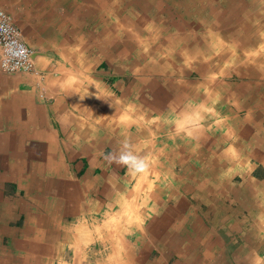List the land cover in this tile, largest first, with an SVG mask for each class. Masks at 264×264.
<instances>
[{
    "label": "crops",
    "instance_id": "obj_1",
    "mask_svg": "<svg viewBox=\"0 0 264 264\" xmlns=\"http://www.w3.org/2000/svg\"><path fill=\"white\" fill-rule=\"evenodd\" d=\"M69 2H74V8L68 6ZM90 3L92 5L95 3V8L100 9V14L102 9H105L104 0H91ZM91 4H88L89 8L84 5V10L79 11L76 0H0V7L5 8L13 15L22 30L24 41L33 50L36 67V71L31 73L3 71L1 67L2 48L0 47V185L3 188L6 187L5 192L2 190L3 188L0 189V248L1 245L3 246L0 252V264H56V260L63 250H68L69 254V260L65 264H100L99 260L91 259L92 257H83V259L75 256L77 249L83 248L81 247L82 242H77L74 238L69 240V237H57L56 232L58 230L66 233L73 232L75 224L83 221L86 217L88 226H90H87L85 230L89 245L90 236H94L98 232L105 233L107 224H105V220L117 218L118 215L120 216V210L126 208V206L124 208L123 205L121 206L123 198L121 199L119 194L116 195L114 192L112 196H105L102 199L100 195H93L86 199L90 204H88L85 215L66 218L67 213H64L61 208V199L57 200L54 196L46 198V194L42 193V196L39 192L45 190L35 186L43 184L42 177L45 178V174L53 176V172H49L53 167L50 162L57 160L59 163L63 151L70 149L75 152L80 149L81 145L77 143L79 138L88 140L91 138V142L95 137L96 141L100 139L101 149L103 148L102 151L106 152L112 139L109 133L117 135L110 130L111 124L105 127V98L103 95L109 87L105 85V48L102 47L100 54L96 53L98 55L94 57L95 42L105 41L104 34L100 33V30L104 31L105 29L98 21L101 18H99L100 14L97 15V19L94 17L92 19L95 10ZM64 6H66L65 10H63ZM254 14L243 16L240 19L239 24H245L243 33H239L238 28L235 29L237 25V23L235 25V18L231 19L232 22L230 20L229 23V25L232 24L234 30L220 31L222 39L219 41H228V48L232 51L231 57L235 58V60H231L229 66L224 68V71L216 66H209V63H205V61L199 62V66L197 64L186 66L184 63L180 68H177L175 67L177 65H174L176 62L173 57L177 58L178 55L172 52L168 73H172L174 76L171 80L165 79L158 83L161 86L172 84L173 88L176 87L177 93L180 92V95L175 98L172 96L171 108L165 109L167 120L154 122V124L161 123L160 129L155 130L153 126V134H149V139L148 135L145 136L143 144L150 141L148 146L145 144L143 148L139 139L140 151L147 152L143 160H141V156L136 163L130 160H124V162L113 159L117 163V167L125 171L117 179L112 178L113 181L110 182L116 183L113 190L117 188L119 193L125 195V192H122L125 191V188H119V185L122 183L136 185L137 179H126L127 182H120V179L126 175H135L139 166L148 171V173L143 171L144 174H147L148 180L146 181L151 182L152 180L153 183H156L157 180L153 178L152 172L160 175V171H162L160 169H172L169 173L171 179L168 177L171 184H173V178L176 175L174 172L181 168H207V177L209 175L210 178L208 181H189V184L192 183L196 188L192 194L190 193V196H187L189 193L184 188L177 190L176 193L174 192L175 194L167 195L166 202H172L170 204L179 202V204H175L176 208L173 207L170 212L156 209L157 206L162 207L165 202V197L157 198L149 219V222H152L150 225L146 219L139 220L137 215L133 216L135 230L133 232H139L142 236L138 237L134 234L131 243L125 240V230L117 227L120 225L121 219L110 223L108 229L106 228L107 231L113 232L112 224L117 223L116 231L121 232L124 243H121L123 246H117L118 249L121 248L118 254L121 258L119 257L118 263L109 262L107 264H171L169 257L176 253L184 259L186 264H230L226 262L227 246L221 247L219 235L221 230L216 223L214 225L213 223L212 225L206 224L205 218L208 215L219 217L220 212H217L216 202L220 199L216 198V195H219L221 191L215 192V190L217 191L216 186H220L222 189V186L226 185L225 190L221 193L225 197L231 194L229 185H236L231 181L228 184L227 180V184L222 183L220 169H241L243 167V169L260 168L264 170V14L262 11L254 12ZM201 22L205 23V20L202 19ZM215 22L214 24H218ZM219 22L220 25L226 23L224 20ZM91 24L94 25L91 26ZM225 27L221 26L226 30ZM197 38L196 48L198 50L201 48L198 53L204 56L206 53L203 49L210 45L207 41L209 39L199 36ZM212 39L213 41L218 40L215 37ZM181 56L185 57L183 51H181ZM221 73L225 75L224 81L217 77ZM178 74H182L180 78H178ZM192 75L194 80L190 79ZM207 76H216L217 78L206 83L207 81L202 77L206 79ZM164 82L167 83L164 84ZM91 84L101 87L103 95L96 94L94 89L90 88ZM67 86L70 88L68 89ZM207 88L214 90L213 93L207 92ZM207 103L213 106L214 114L226 115L231 120L228 134H221L214 130L208 133L205 116L207 114L205 104ZM132 104L136 107V104L133 102ZM116 111V114H119V109ZM118 117L117 115L118 120L125 118L124 116ZM88 119L92 121L90 124L86 122ZM93 120H96L98 124H95ZM136 121V118H130V122L135 123ZM166 124L168 125L167 129L163 128ZM139 126L142 128V124ZM105 130L109 131L106 136ZM135 132L133 135L138 134L136 130ZM118 135L123 139L121 145L113 149L112 153L124 150V147L129 154L137 153L136 144L138 142L135 141V145H132L131 142L134 140L130 139L131 136H126V132H121ZM125 142L128 146H125ZM91 148L86 146L85 149L91 150ZM222 153L229 154V157L225 154L222 158ZM74 161V166L65 164L69 166V169L75 167V170H78L77 160ZM98 161L90 163L92 174L95 169L109 167L106 163L109 162L108 158L105 159V162L98 163ZM251 163H255V165ZM58 165L56 164L59 168ZM134 168L136 171L131 173L130 170H134ZM212 168H217L220 172L217 179L215 176L218 172L211 170ZM60 173L59 171L56 177ZM245 174L249 178V183H247L248 186L243 187L244 195L249 193L250 196L252 188L256 189L255 186H260L261 181L260 178L249 176V173ZM62 175L63 183H67L68 180L65 179L71 178L63 173ZM102 175L104 174L102 173ZM56 177H52L53 179L49 182L54 185L58 184L59 180L56 181ZM226 177L225 174L224 178ZM118 181L120 184H117ZM167 182L169 183V180ZM32 183L36 184L32 185ZM95 185H99V183L96 182ZM36 190L38 194L35 193ZM182 190L183 192H181ZM186 196L200 203L183 206L182 203L185 202ZM250 198L254 200L255 196L251 194ZM124 199L127 200L125 197ZM138 199L140 200V196ZM249 199L247 198L248 202ZM258 199H261L260 202L263 201L264 204V198ZM243 202L245 203L244 199L238 209L246 210L247 208L246 216L251 214L254 218L257 217L258 215H255L257 212L253 210L254 207L248 208V204L245 206ZM202 203L207 205L204 210ZM59 207L58 212L57 208ZM97 207L100 209L97 210ZM212 210L215 211L211 212ZM259 210L261 211H258L259 214L264 212V208ZM74 214L76 212L70 215ZM47 217V221L49 220L52 226L48 229L49 232L45 230L47 223L44 220ZM164 217L165 219H163ZM155 222L157 223L156 229L153 228ZM99 223L102 224L101 229L97 227ZM121 227L123 228V225ZM230 231L237 233L238 227L234 225L230 227ZM180 233H184L182 238H180ZM261 238L254 237L251 246L255 247ZM3 242L12 244L11 246L15 249L13 256L9 257L4 253ZM117 247L115 250H118ZM73 248H77L75 252H73ZM85 248H90V246H85ZM142 248L157 249L158 255L149 256V252H144ZM249 258L251 264H256L259 260L255 255H251ZM106 259L108 258L105 257V261ZM110 261L112 260L110 259Z\"/></svg>",
    "mask_w": 264,
    "mask_h": 264
},
{
    "label": "rangeland",
    "instance_id": "obj_2",
    "mask_svg": "<svg viewBox=\"0 0 264 264\" xmlns=\"http://www.w3.org/2000/svg\"><path fill=\"white\" fill-rule=\"evenodd\" d=\"M76 1L78 2L79 11L84 10L83 7H85V6H88V8H89L88 4H91L90 3L91 0H76ZM128 2H133V5H131L132 8H131V6H129L130 8L128 6H121V5H123V2L121 1V4H119L120 0H105V2H104L105 3V9H102V13L100 14L101 18L99 17L100 18L99 23L101 24V27H104V29H105L104 31L100 30V33L104 34L105 41L104 42H100V41L95 42L94 57H96L98 55L96 53L100 54L102 47L105 48V76H106L105 81L107 82V83L105 82V85L106 86L108 85L109 87L107 88V91L105 90L104 95L102 94L101 87L94 86V84H91L90 88L94 89V92L96 94L99 93L100 95H103V97L105 98V105L108 103L113 104L114 105L113 110L119 109L120 114L122 112L126 113V111H130L129 115H132L133 112H136L135 107L131 101L124 102L125 99H123L121 90L115 85V82L119 81L121 83H123V82L128 83V82H130V80L132 78L137 79L140 77H144V78H146L147 82H145V84L142 83V86L147 87V89H149V88L152 89V87H151L152 85L150 84V82H151V80H154L155 77H162L164 79L171 80V78L174 75L172 73L155 74V73H151V72L150 73L149 72L139 73L141 75H139V74L134 75L135 73L133 74L130 70L121 69L120 66H122V67L127 66V64H124L125 58L121 57L119 52L111 53V51H109L108 54H106V52H107V50H109V48H107V47H110V45H113L114 42H115L116 46L119 45L118 41H114V39H118L119 37L122 36V34H121V36H118V37H108L109 36L108 35L109 28L113 32L121 31V33H124V31H125L126 33H124V34L128 37V38L126 37V39L131 41V42L133 41L132 39H134L136 42L138 41V43L140 40H144L148 44L147 50H144L142 47H140V50L139 49L137 50V54H140V56H142V57H154L157 54V57H159V58H163L165 60L166 59L171 60L170 55L172 54V52H175V54H177L178 57L177 58L173 57V58L176 62V63H174V65H177V66H175L177 68H180L184 63L186 64V66L188 64L191 66L192 64H199V62L205 61V63H207V62L209 63V66L213 65V66L218 67V69L220 68L221 71H224V68L229 66L231 63V60H235V58L231 57L232 51L228 48V44H229L228 41L227 40L219 41L220 39H222V36H221L222 34L220 33V31L221 32H227V31L229 32L230 30H234V27L232 26V24L229 25V23H230L231 19L235 18L236 19L235 25L237 23V25L235 26V29L238 28L239 29L238 32L243 33L245 31V24H239V22H241L240 19L243 18V16L247 17V15L248 16L255 15L254 12H257V11H262L264 14V0H204V1L203 0H197V1L196 0H183V1L182 0H180V1L179 0H166V1L165 0H161V1L160 0L159 1L158 0H128ZM73 3L74 2H69L68 6L69 7L71 6V8H73L74 7ZM166 3L168 5H166ZM101 4H102V2H101ZM157 4H158V6H157ZM216 6H217V8H216ZM65 7L66 6L63 7V10H65L64 9ZM92 7H93V10H95V12H96V13L94 12V14H92V18L94 17L95 19H97V15H99L100 12L98 9H95V3H94V5H92ZM162 7H165V8H162ZM138 10H139V12H138ZM174 11H176V12H174ZM189 12H191V13H189ZM170 15L173 17H171ZM186 15H187V17H186ZM167 17H169V18H167ZM221 17H223V18L220 19ZM119 18H120V20H119ZM185 18H186V20H185ZM202 19L205 20V23L201 22ZM220 20L221 21L224 20L226 23L220 25V22H219ZM214 21H216L218 24H214ZM113 22H115V23H113ZM231 22H232V20H231ZM173 23H174V27H173ZM221 26H226L225 27L226 30L221 28ZM112 27H114V28H112ZM180 33H182V34H180ZM198 36L199 37H206L207 39H209L207 41L210 43V45H208L205 49H203V51H205V53H206V55H204V56L199 55L198 52H200V51L196 48V45L198 42L196 40V37H198ZM145 37H146V39H144ZM214 37L218 40L213 41L212 38H214ZM176 38H178V39H176ZM182 38H183V40H182ZM167 42H168V44H166ZM170 43L172 46L170 45ZM161 44H163L162 47H161ZM181 51H183V53H185V57H183V58L181 56ZM118 55H119V57H118ZM185 58H187V59H185ZM111 67L113 68V70ZM94 75L99 76L98 74H94ZM178 75H179L178 78H180L182 74H178ZM207 75H209V74H207ZM175 77L177 78V76H175ZM217 77H218V79H221L223 81H224V79H226V78H224L225 77L224 73L218 74ZM217 77L216 76H207L206 79L204 77H202V79L207 81L206 83H208V81L215 80V78H217ZM150 78H152V79L150 80ZM135 79H134V82H138V80H135ZM190 79L194 80L195 78L192 75ZM138 85L139 84H136L135 87H137ZM206 91L207 92H209V91L213 92V90H211L210 88L209 89L207 88ZM124 103L126 105H130V106H126V105H124ZM212 107L213 106L209 103L205 104V109H206V113H207V114H205V116L207 118L206 126H207V129L209 130L208 133L211 132V130H214V131H217L221 134H228L231 120H229L226 117V115L214 114L212 112L213 111ZM95 109H96V107L94 108V110ZM110 111L108 112L109 114H110ZM224 112L226 113L225 109H224ZM109 114H107L108 117H110ZM126 115H127V113H126ZM211 116H213L215 118H212ZM135 118L137 119V121L141 122L142 127L145 129V131H147L146 134L149 135V134H153L151 132H153L152 128H153L154 122H156L158 120H165L166 118H168V116H166V113L164 112V114L163 113H155V114L147 115V117H146V115H142V116L138 115ZM184 119H185V117H184ZM212 120H213V122H211ZM90 121L91 120H89V119L86 120V122H88L89 124L92 122V121L91 122ZM93 121L95 124H98L96 122V120H93ZM150 126H152V128H150ZM108 133H109V131L105 130V136L108 135ZM110 134L112 136L111 137L112 139H111V142H109V144L107 146L108 149L107 150L105 149L106 150L105 157H106V159L107 158L109 159V162H106V163H107V165L108 164H110V165L108 168H105V169H95L93 171V174L95 175V174H102L103 173L105 176V179L106 178L117 179V177L120 176L122 173H124L125 170L117 167L118 166L117 163L115 161H113V159H112L111 151L113 149H116L117 147H119L121 145V140L123 138L120 137L119 135H114L112 133H109V135ZM83 136H85V134H83ZM119 140H120V142H119ZM72 151L73 150L66 149L65 151H63L61 153V157L64 159L63 160L64 163H67L68 165L74 166L73 163H75V161L72 158H70V156H69V153H71ZM225 154L226 153H222L221 157L224 158ZM226 155H228V157H229V154H226ZM67 164H65V165H67ZM251 164L255 165V163H251ZM78 166L79 167L82 166V163L81 162L78 163ZM66 168L69 169V166H66ZM80 168H78V169H80ZM74 169H75V167H74ZM72 170H73V168H72ZM171 170L172 169H162V171H160V175L162 173V176H159V177L154 176L153 178L155 180H160L163 177L168 178L169 173H171ZM216 170H217V172L219 171L218 169H216ZM236 170H239V169H235V168L220 169V171H222V174L227 175L226 178H224V177H222V178L227 180L228 184L231 181L232 184L235 183L236 185H229V188H231V190H230L231 194L229 196L226 195L224 197L218 191L219 195H216L217 196L216 198L220 199V201L217 200L216 203L218 206L217 212L218 213L220 212L219 217H217L215 215H213V216L208 215L205 218V221H206V224H209V225H212V223L214 225V223H216L218 225V228L221 230V232L219 234L220 235V241H221V247L227 246L226 248L228 250V254L226 255L227 256L226 262H228L230 264H251L249 257L251 255H255V257L257 256L259 258V260L257 261L256 264H264V246L258 245V244L255 247H254V245L251 246L252 239L254 237H262L261 239L264 238V212L262 211L263 213L259 214V212H258V211H260L259 209H253L255 212H257V214H255V213L254 214L256 216L258 215L257 217L254 218L253 216H251V214L249 216L245 215V212H247V210H248L247 208H246V210H240V209L238 210V207L241 206L240 204L242 203L243 199L245 200V203H244L245 206H247V204H248V208L250 206H253L252 203L250 202L253 200V199L251 200V198H250L251 194H253L255 197H258V198H264V185L256 186L255 187L256 189H253V188H252V190L250 189L251 190L250 196H249V193L248 194L245 193L246 194V196H245L243 187L248 186L247 183H249V178H247L248 176L247 177L239 176L240 174H238ZM245 171L250 174L249 176H255V177H257V179L262 178L264 176V170H262L260 168L255 169V170L254 169H245ZM83 172H85V170H83V171L78 170L75 173H77V176H83V174H84ZM145 172L148 173V171H146V170H145ZM219 175H220V172L217 173L215 178L217 179ZM44 176H45V178L42 177L43 178V181H42L43 184L32 183V185L36 184L35 186H39L38 188L41 190H45V188L50 187L51 191H53V192L59 191V184L54 185L51 182L49 183V181H47V180L51 181L53 179L49 174L48 175L45 174ZM62 176L63 175L61 172L60 175L55 178L56 181H57V179L59 181H63ZM145 177L146 176H144V178ZM169 178L171 179V177H169ZM245 178H247L248 181H244ZM170 179H169V183L171 184ZM146 180H148V179H146ZM150 180H151V178H150ZM151 182H152V180H151ZM146 183H147L146 184L147 188H150L151 186H153L152 188H154L160 182L156 181V183L153 184V183L146 181ZM238 184H241L240 187ZM134 185L135 184H127L126 190H125V195L119 193L118 190H117V192H114V194H116V195L119 194V197H121V199L123 198L121 200V206L123 205V208L126 205H131L135 208V210H134V208L129 209L126 206V208H124L123 210H120V216L118 215L117 218L114 217L113 220L110 219L111 221L110 220L107 221V219H106L105 224L106 223L107 224L105 226V233L104 232L103 233L98 232V233L94 234V236H90L89 245L87 242L88 236L85 232L86 227L89 224L86 217H84L83 221L75 224L76 227H75V230L73 232H67L66 233V232H63L61 230H58V232H56V236L57 237L64 236V238L69 237V240L74 238V240H77V242H80V243L82 242L81 247H83V248H78V247H77L78 249L73 248V252H75V250L77 249V254H75V256H78L80 258L92 257L91 259H94L97 261L99 260L100 264L102 262H104L103 264H105V263L107 264L109 262H113V263L117 262L118 263V261L121 258V256L118 255L119 251H121V248L118 249L117 246H123V244H121V243H124V241L122 240L121 232L116 231V224L117 223L115 225L112 224L114 227L109 226L112 228L113 232L107 231L108 225H110V223H114L115 220L117 221V219H121V222L119 223L120 225L119 226L117 225V227L121 230L126 229L125 234H124L125 240H126V242L131 243L133 240L134 234L138 237H140L142 235L139 232L134 233L133 232L134 230L132 228H130L131 223L133 222L132 221L133 216L130 215V217H128V215L134 214L135 216L137 215L139 220L140 219L141 220L146 219L147 222H149V219H150L151 214H152V211L148 210L147 208L145 209V211L142 210V208H144V206H146L148 204V200L150 197V195L148 193L147 194L142 193L140 195V200L138 199L136 202L138 205L129 202V200L126 198L127 194L132 193L134 191L133 187H137V186H140L142 184L137 183L135 186ZM222 185H225V184H222ZM225 186H222V189H220L221 192H223L225 190ZM234 186H236V188ZM2 188H3V186L0 185V189H2ZM5 188L2 189V190H4V192L6 191ZM97 189H98V185L94 184L93 185V190H94L93 192L94 193L91 195V197L93 195L98 196V194L96 193ZM120 191H121V189H120ZM142 191H144V190H142ZM181 192H183V190ZM35 193L37 194V190L35 191ZM42 193L45 194V192L41 191L40 194L42 195ZM55 196L59 197L56 199L62 200V201L60 200L62 205H63V202L66 204L68 201L67 199L66 200L62 199L61 194L59 192L55 193ZM187 196H190V193ZM124 197L127 199L126 201L124 200ZM132 197H133V195L129 196L128 198H132ZM138 197L139 196L137 195V198ZM164 197H165V200H167L166 199L167 196H164ZM100 198L102 199V197H100ZM247 198L248 199L250 198L249 202H248ZM150 199H151V197H150ZM185 199H186L185 202L182 203V204H184L183 206L192 205L193 203H197V204L200 203L199 201H198L199 202L198 203L197 201H194L193 199H189V197H187ZM178 200H180V199H178ZM161 202H162V200H161ZM82 203H84L83 205L87 204V202H85V201H83ZM170 203H172V202H169V201L166 202L165 201V202H163L162 207L160 206L161 208L159 206H157L156 209L167 210V212L168 211L170 212V211H172L173 207L176 208L175 204H177V203L179 204L178 201L176 203L174 202V204H170ZM211 203H212V201H211ZM153 206H154V204L152 203V205L150 207H153ZM202 206H203V208H202L203 210H204V208H207V205H205V203H202ZM87 208H88L87 205L85 206V208H84V206H83V208H81L79 206L78 211L76 210L77 213L74 215H70L69 212L67 213L66 211H64L65 209H67L65 206H64L63 211H64V213H67L66 214L67 216H65L66 218L73 217V216L78 217L81 215H85V211L87 210ZM80 209H83V211H81ZM99 209H100V207H97V210H99ZM156 209H154V211H157ZM213 211H215V210H212L211 212H213ZM147 216H148V218H147ZM154 219H155V217H154ZM65 220H68V219H65ZM124 223H126L127 225L122 228L121 226ZM60 224H63V223H60ZM150 224H152V222H149V225ZM101 225L102 224L99 223V224H97V227L99 229H101ZM234 225H236L238 227V232L237 233L235 232L236 236H235L234 232L231 233V231H230V227H232ZM88 227H90V226H88ZM179 235H180V238H182L184 233L183 234L180 233ZM185 235H187V234L185 233ZM216 235H217V233H216ZM121 240H122V242H121ZM235 242H237V243H235ZM3 244L5 246L4 247V253H6L9 257L13 256L14 255L13 252L15 251V249L13 246H11L12 244H10L8 242H6V243L3 242ZM230 244L232 247L230 246ZM85 246L86 247L90 246V248H85ZM151 246H153V245H151ZM2 247L3 246L1 245L0 252L2 251ZM115 247H117L118 250H115ZM139 248L141 249L140 246H139ZM143 250H144V252H149V256L154 257V256L158 255L157 249L145 248ZM54 257H55V255H54ZM105 257L108 258V259H106V261H105ZM110 259L112 261H110ZM68 260H69L68 250H63L60 257L57 258L56 264H65L66 262H68ZM169 261L171 264H186V263H184V259H182V257L179 256L177 253L175 255L169 257Z\"/></svg>",
    "mask_w": 264,
    "mask_h": 264
},
{
    "label": "bare ground",
    "instance_id": "obj_3",
    "mask_svg": "<svg viewBox=\"0 0 264 264\" xmlns=\"http://www.w3.org/2000/svg\"><path fill=\"white\" fill-rule=\"evenodd\" d=\"M60 1V0H59ZM121 1L123 2V5L121 6H131L133 5V2H128V0H120V3L121 4ZM159 1V0H158ZM161 1V0H160ZM166 1V0H165ZM180 1V0H179ZM183 1V0H182ZM197 1V0H196ZM204 1V0H203ZM105 2V0H104ZM163 2V1H162ZM45 3V1H44ZM137 3V2H136ZM141 3V2H140ZM159 3V2H158ZM195 3V2H194ZM77 4V3H76ZM160 4V3H159ZM201 4V3H200ZM166 5H168L166 3ZM177 5V4H176ZM62 6V5H61ZM154 6V5H153ZM156 6V5H155ZM158 6V4H157ZM171 6V5H170ZM229 6V5H228ZM105 7V6H104ZM166 7V6H165ZM165 7H162V8H165ZM169 7V6H168ZM231 7V6H230ZM233 7V6H232ZM68 8V7H67ZM66 8V10H67ZM74 8V7H73ZM99 8V7H98ZM123 8V7H122ZM130 8V7H129ZM132 8V6H131ZM152 8V7H151ZM150 8V9H151ZM173 8V7H172ZM184 8V7H183ZM201 8V7H200ZM217 8V6H216ZM236 8V7H235ZM65 9V8H64ZM96 9V8H95ZM104 9V8H103ZM118 9V8H117ZM141 9V8H140ZM181 9V8H180ZM188 9V8H187ZM195 9V8H194ZM202 9V8H201ZM211 9V8H210ZM219 9V8H218ZM100 10V9H99ZM114 10V9H113ZM123 10V9H122ZM132 10V9H131ZM130 10V11H131ZM168 10V9H167ZM176 10V9H175ZM209 10V9H208ZM71 11V9L69 10V12ZM129 11V10H128ZM141 11V10H140ZM149 11V10H148ZM147 11V12H148ZM67 12V11H66ZM95 12V11H94ZM93 12V13H94ZM122 12V11H121ZM139 12V10H138ZM176 12V11H174ZM194 12V11H193ZM236 12V11H235ZM91 13V12H90ZM191 13V12H189ZM100 14V13H99ZM148 14V13H147ZM164 14V13H163ZM170 14V13H169ZM179 14V13H178ZM181 14V13H180ZM236 14V13H235ZM234 14V15H235ZM130 15V14H129ZM162 15V14H161ZM183 15V14H182ZM62 16V15H61ZM89 16V15H88ZM165 16V15H164ZM171 16V15H170ZM180 16V15H179ZM192 16V15H191ZM101 17V16H99ZM104 17V16H103ZM173 17V16H171ZM183 17V16H182ZM187 17V15H186ZM136 18V17H135ZM166 18V17H165ZM164 18V19H165ZM169 18V17H167ZM89 19V18H88ZM93 19V18H92ZM143 19V18H142ZM181 19V18H180ZM86 20V19H85ZM114 20V19H113ZM118 20V19H117ZM120 20V18H119ZM138 20V19H137ZM183 20V19H182ZM186 20V18H185ZM91 21V20H90ZM99 21V20H98ZM110 21V20H109ZM115 21V20H114ZM123 21V20H122ZM180 21V20H179ZM88 22V21H87ZM111 22V21H110ZM109 22V23H110ZM139 22V21H138ZM172 22V21H171ZM197 22V21H196ZM103 23V22H102ZM115 23V22H113ZM121 23V22H120ZM141 23V22H140ZM143 23V22H142ZM193 23V22H192ZM213 23V22H212ZM96 24V23H95ZM157 24V23H156ZM163 24V23H162ZM202 24V23H201ZM85 26V24H83ZM94 25V24H93ZM91 24V26H93ZM149 25V24H148ZM96 26V25H95ZM115 26V25H114ZM194 26V25H193ZM173 27H174V23H173ZM178 27V26H177ZM199 27V26H198ZM91 28V27H90ZM94 28V27H93ZM99 28V27H98ZM114 28V27H112ZM152 28V27H151ZM72 29V28H71ZM92 29V28H91ZM97 29V28H96ZM184 29V28H183ZM196 29V28H195ZM100 30V29H99ZM98 30V31H99ZM113 30V29H112ZM218 30V29H217ZM83 31V30H82ZM96 31V32H98ZM103 31V30H102ZM115 31V30H114ZM209 31V30H208ZM220 31V30H219ZM71 32V30H70ZM147 32V31H146ZM124 33H126L124 31ZM124 33H121V31H118V32H113L111 31V29L109 28L108 30V37H118V36H122L119 37L118 39H114V41H118L119 45H115V42L113 43V45H110V47H107L109 48V50H107L106 54H108L109 51H111V53L113 52H119L121 57H124L125 58V62L124 64H127V66H120L121 69H125V70H130L134 75L136 74H139V73H146V72H151V73H155V74H160V73H168V67H170V62H169V59L165 60L163 58H159L157 57V54L156 56L154 57H142L140 56V54H137V50L139 49L140 50V47H142L144 50H147V47H148V44L144 41V40H140L139 43L138 41L136 42L134 39H132L133 41H129L126 39V35ZM189 33V32H188ZM207 33V32H206ZM84 34V33H83ZM146 34V33H145ZM182 34V33H180ZM115 35V36H114ZM167 35V34H166ZM165 35V36H166ZM178 35V34H177ZM80 36V35H79ZM144 36V35H143ZM161 36V35H160ZM163 36V35H162ZM71 37V36H70ZM128 38V37H127ZM180 38V37H179ZM195 38V37H194ZM197 38V37H196ZM79 39V38H78ZM84 39V38H83ZM103 39V38H102ZM146 39V37L144 38ZM174 39V38H173ZM178 39V38H176ZM198 39V38H197ZM113 40V39H112ZM120 40V41H119ZM183 40V38H182ZM79 41V40H78ZM77 41V42H78ZM94 42V41H93ZM89 43V42H88ZM183 43V42H182ZM97 44V43H96ZM168 44V42L166 43ZM88 45V44H87ZM163 44H161V47H162ZM171 45V43H170ZM109 46V45H108ZM172 46V45H171ZM177 46V45H176ZM178 47V46H177ZM187 48V47H186ZM201 49V48H200ZM199 49V50H200ZM80 50V49H79ZM201 51V50H200ZM90 52V51H89ZM193 52V51H192ZM139 53V52H138ZM74 54V53H73ZM75 55V54H74ZM188 56V55H187ZM119 57V55H118ZM170 58L172 59V56L170 55ZM140 59V60H139ZM187 59V58H185ZM189 60V59H188ZM130 62V63H129ZM182 63V62H181ZM89 64V63H88ZM183 64V63H182ZM200 64V63H199ZM180 65V64H179ZM186 65V64H185ZM92 66V65H91ZM94 66V65H93ZM197 66H199L197 64ZM87 67V66H86ZM118 67V66H117ZM112 68V67H111ZM91 69V68H90ZM170 69V68H169ZM89 70V68H88ZM113 70V68H112ZM174 70V68H173ZM86 71V70H85ZM172 71V70H171ZM123 72V71H122ZM88 73V72H87ZM116 73V72H115ZM141 75V74H139ZM170 75V74H169ZM171 76V75H170ZM77 77V76H75ZM88 77V76H87ZM106 77V76H105ZM78 78V77H77ZM134 79L135 78H132L130 80V82H115V85L121 90V93H122V96H123V99H125L124 102H129V101H132L134 104H136V107H135V110L136 112H133L132 115H129V112L130 111H126L127 115L125 112H122L120 114V112H118L119 114H116L117 111L116 109L113 110V107L114 105L113 104H106L104 105L105 106V127H107L109 124H111V129L113 132H115L117 135L120 134L121 132H126V136H131V140H134L132 143V145H135V141L138 142V144H136V148L138 149L137 153H133V154H129V152L127 151V149L124 147L123 149L124 150H120L118 152V150L115 152V153H112V159H115V161L118 159L119 161H124V160H130V161H135L134 163H136L139 159V156H141V160H143L144 156L146 155L147 152L145 151H140L139 149V139L141 140L140 142V145H142V147L144 148V145L145 146H148L149 142L150 141H147L145 142V144H143V141H144V138L145 136H147V132L145 131V129L141 126H139L141 123L140 121L139 122H135V123H132L130 122V118H135L137 117L138 115L139 116H142V115H151L153 113H158V112H162L164 114L165 112V109L170 107L171 104L173 103V97H178L180 95V92L177 93V90H175V88H173L172 84H167V86L163 85L161 86V84L159 85L158 82L160 81H165L164 78H161V77H155L154 80H151L152 78H150L151 82L150 84L152 85V89L149 88L147 89V87H144L142 86V83L145 84V82H147L146 78L144 77H141V78H137L135 80H138V82H134ZM167 83V82H166ZM164 82V84H166ZM136 84H139L137 87ZM74 85V84H73ZM88 85V84H86ZM159 85V86H158ZM90 86V85H89ZM158 86V87H156ZM68 87V86H67ZM85 87V86H84ZM70 87H68L69 89ZM107 91V90H106ZM109 91V90H108ZM214 91V90H213ZM220 92V91H219ZM182 93V92H181ZM213 93V92H212ZM172 94V95H171ZM89 95V93H88ZM173 96V97H172ZM184 96V95H182ZM86 97V96H85ZM76 98V97H75ZM90 98V97H89ZM110 98V97H109ZM79 99V98H78ZM83 100V99H81ZM87 100V99H86ZM90 100V99H89ZM217 100V99H216ZM84 101V100H83ZM107 101V100H106ZM81 102V101H80ZM175 102V101H174ZM87 103V102H86ZM105 103V102H104ZM78 105V104H77ZM124 105H126L124 103ZM196 105V104H195ZM80 106V104H79ZM84 106V105H83ZM87 106V105H86ZM126 106H130V105H126ZM171 108V107H170ZM112 109V110H111ZM111 110V111H110ZM127 110V109H126ZM134 110V111H135ZM164 110V111H163ZM173 110V109H172ZM110 111V114L108 113ZM200 111V110H199ZM210 112V111H209ZM107 114L110 115V117L107 116ZM216 114V113H215ZM117 115L120 117V116H124L125 118H121V119H117ZM129 115V116H128ZM187 116V115H186ZM189 116V115H188ZM118 117V118H119ZM74 118V117H73ZM139 118V117H138ZM144 118V117H143ZM86 119V118H85ZM175 119V118H174ZM174 119H170V120H174ZM139 120V119H138ZM156 120V119H155ZM167 120V119H166ZM126 121V122H125ZM172 122V121H171ZM160 122L159 123H155L153 124L154 126V129L155 130H158L160 129ZM172 124V123H171ZM146 126V125H145ZM167 124L163 127L165 129H167ZM189 127V126H188ZM150 128H152V126H150ZM141 129V130H140ZM153 129V128H152ZM135 130L138 132V134L136 135H133L135 134ZM129 133V134H128ZM153 133V132H151ZM157 133V132H156ZM163 133V132H162ZM125 134V133H124ZM139 134H141L139 136ZM171 134V133H170ZM176 136V135H175ZM140 137V138H139ZM96 137L93 139V142H91V138L88 140L87 138H79L77 140V143L80 146V149L75 151V152H71L69 153V156L70 158H72L73 160H77V163H82V166H78V170L80 171H83L85 170V172H83V176H77V173H75L76 171L78 170H75L73 168V170L70 168V169H67L66 168V165L64 163V159H60L61 161H59V163L56 161H51L50 162V165H52L53 167H51L52 169L49 170V172H53V176L52 177H56V175L59 174V171H61L63 174L67 175L68 177H71V178H68V179H65L67 181V183H63L62 181H58V184H59V192L61 194V197L62 199H67V203L65 204L63 202V205H62V209H64V206L67 208L65 209L64 211H66L67 213L69 212L70 214H72L73 212L75 213L76 210L78 211V208L79 206L81 208H85V206L87 205L88 207V204L89 201H87L86 199L91 196L94 192L93 190V185L98 182L99 185H98V189H97V194L98 196L100 195V197L102 198H105V196H112L113 195V192H117L116 189L113 190L114 188V184H116L114 182H110V181H113L111 180L112 178L108 179L106 178L105 179V176L104 175H94L92 174V169L90 168V163H93L94 161L98 163L99 162H105V152H103V148L101 149V141L100 139H98L96 141ZM148 139H149V135H148ZM161 140V139H160ZM103 143V142H102ZM130 143V142H129ZM128 143V144H129ZM166 143V142H165ZM125 146H128L127 143L125 142L124 143ZM262 144V143H261ZM159 145V144H158ZM182 145V144H181ZM87 147H92L91 150H86L85 148ZM186 146V145H185ZM141 147V146H140ZM159 148V147H158ZM119 149V148H118ZM101 150V151H100ZM135 152V151H134ZM59 153V152H58ZM109 153V152H108ZM107 153V154H108ZM107 156V155H106ZM130 156V157H129ZM195 156V155H194ZM227 156V155H226ZM184 158V157H183ZM71 159V160H72ZM103 159V160H102ZM187 159V158H186ZM183 160V159H182ZM198 160V159H197ZM210 160V159H208ZM43 161V160H42ZM179 161V160H178ZM125 162V161H124ZM191 163V162H190ZM200 163V162H199ZM56 164H59V168L56 166ZM121 164V163H120ZM110 165V164H108ZM138 165V164H136ZM135 165V166H136ZM139 166V165H138ZM186 166V165H185ZM179 167V166H178ZM246 167V166H245ZM144 168H147V167H144ZM170 168V166H169ZM95 169V168H94ZM178 169V168H177ZM207 168H202V167H198V168H194V167H189V168H181L180 170L178 171H175L174 174L175 177L173 178V184H170L168 183L167 181L169 180L168 178H161L160 180H157L159 181L160 183L152 188L153 186H151L150 188H147L146 187V177L144 178V176H146L147 174H144L143 171H145L143 169V167L139 166V169L137 171V173L135 175H126L125 177H123L122 179H120V182H127L128 179H137V183L139 184H142L140 186H137V187H134V191L132 193H128L127 194V199L129 200V202L133 203V204H137V195L140 196L142 193L143 194H149L150 197H149V200H148V204L145 206V208H147L148 210L152 211V208H150V206L153 204L156 203V200L157 198H161V197H164V196H167L169 195L170 193H176L177 190H180L182 188H184V190L188 193H193L196 188H195V185H193L191 183V185L189 184V181H193V180H196V181H208L209 180V175L207 177ZM217 168H212L211 170L213 171H216ZM247 169V168H246ZM162 170V169H160ZM131 173H133L134 171H136V168H134V170H130ZM168 171V170H167ZM223 171V170H222ZM238 174H240L239 176H243V177H247L245 173H247L245 171V169H243V167L239 170H236ZM36 172V171H35ZM166 172V171H165ZM34 173V172H33ZM43 173V172H42ZM101 173V172H100ZM35 175V174H34ZM44 175V174H43ZM152 175L153 177L156 176V177H159V176H162V175H158L156 173H153L152 172ZM225 174H222V177H224ZM67 176H64V177H67ZM170 177V175L168 176ZM127 179V180H126ZM23 180V179H22ZM32 180V179H31ZM43 180V179H42ZM36 181V180H35ZM49 181V180H47ZM222 183H226V180L225 179H222L221 180ZM245 181H247V179L245 178ZM260 185H264V176L262 178H260ZM37 182V181H36ZM103 182V183H101ZM120 182L118 181L117 184H120ZM50 183V182H49ZM150 183H153L150 182ZM46 184V183H45ZM155 184V183H153ZM189 184V185H188ZM195 184V183H194ZM239 187L241 184H238ZM126 183L125 184H120L119 185V188H122L126 190ZM42 187V186H41ZM236 188V186H234ZM256 187V186H255ZM217 188V191L215 190V192H218L220 191V186H216ZM51 188H45V196L46 198H50L52 196H54V198H59L58 196L55 197V193L57 192H53V191H49ZM144 190V191H142ZM41 192V191H40ZM122 192H125V191H122ZM174 193V194H175ZM222 193V192H220ZM33 194V193H32ZM35 194V193H34ZM38 194V193H37ZM90 194V195H89ZM195 194V193H194ZM133 195L132 198H128L129 196ZM43 196V195H42ZM176 197V196H175ZM156 198V199H155ZM228 198V197H227ZM109 199H111V197H109ZM58 200V199H57ZM125 200V199H124ZM261 200V199H260ZM260 200L258 199V197H255L253 201H250L252 203V207H254L253 209H263L264 208V204H263V201L260 202ZM42 201V200H41ZM62 201V200H61ZM83 201L87 202L86 205H83L84 203H82ZM166 201V200H165ZM58 202V201H57ZM42 203H44V201H42ZM244 203V202H243ZM138 205V204H137ZM129 209L131 208H134L133 206L131 205H126ZM263 206V207H262ZM156 207V206H155ZM56 208V207H55ZM145 208H142L143 211H145ZM214 208V207H213ZM58 209V212H59V208ZM81 211H83V209H80ZM135 210V208H134ZM239 210V209H238ZM61 212V211H60ZM163 212V211H162ZM77 213V212H76ZM128 215V214H127ZM130 215L132 216H135L134 214H129L128 217H130ZM42 219V218H41ZM40 219V220H41ZM48 217L45 218L44 221H46L47 223V226L46 227V231H48V229H50L52 226L50 225V221L48 220ZM165 219V217L163 218ZM127 224L124 223L123 224V227L126 226ZM134 223L132 222L131 223V227L133 230H134ZM154 229L157 228V223L155 222L154 226H153ZM51 232L53 230H50ZM126 231V229H125ZM135 231V230H134ZM138 233V232H137ZM46 238H49V237H46ZM259 245H264V238L261 239L258 243Z\"/></svg>",
    "mask_w": 264,
    "mask_h": 264
},
{
    "label": "built area",
    "instance_id": "obj_4",
    "mask_svg": "<svg viewBox=\"0 0 264 264\" xmlns=\"http://www.w3.org/2000/svg\"><path fill=\"white\" fill-rule=\"evenodd\" d=\"M1 67L7 73L36 71L33 50L23 39L22 30L13 15L0 7Z\"/></svg>",
    "mask_w": 264,
    "mask_h": 264
}]
</instances>
